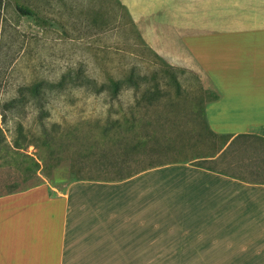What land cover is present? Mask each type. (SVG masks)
I'll return each instance as SVG.
<instances>
[{"label": "rangeland", "instance_id": "1", "mask_svg": "<svg viewBox=\"0 0 264 264\" xmlns=\"http://www.w3.org/2000/svg\"><path fill=\"white\" fill-rule=\"evenodd\" d=\"M22 1L45 24L0 0V126L20 147L18 155L0 149V196L41 184L61 190L75 178L119 180L154 164L201 163L264 181V145L247 139L228 147V137L207 131L203 109L218 91L185 54L191 39L179 36L200 23L133 22L119 0ZM130 69L137 89L124 82L116 96L96 93L94 84L124 80ZM116 119L122 127L110 125Z\"/></svg>", "mask_w": 264, "mask_h": 264}, {"label": "crops", "instance_id": "2", "mask_svg": "<svg viewBox=\"0 0 264 264\" xmlns=\"http://www.w3.org/2000/svg\"><path fill=\"white\" fill-rule=\"evenodd\" d=\"M133 22L200 23L185 54L217 135L264 138V0H119ZM183 164V163H182ZM264 264V183L191 165L0 196V264Z\"/></svg>", "mask_w": 264, "mask_h": 264}, {"label": "trees", "instance_id": "3", "mask_svg": "<svg viewBox=\"0 0 264 264\" xmlns=\"http://www.w3.org/2000/svg\"><path fill=\"white\" fill-rule=\"evenodd\" d=\"M13 1V3H14V7H15V10L17 11V13L19 14V15H21V16H24V17H31V18H33V20H35V22H36V24H38L39 26H42V25H44L45 24V20L44 19H42L39 15H38V13L37 12H35L32 8H30L28 5H26L25 3H23V1L22 0H12ZM120 4V3H119ZM120 6L124 9V10H126L121 4H120ZM154 56H156L157 58H159L158 57V55L156 54V53H154ZM136 75V73H135V70L134 69H130L129 70V72H128V75H127V77L123 80H118V79H111L110 80V82H109V84L108 85H106V84H101V85H97V84H94V87H95V89H96V93H102L103 91H105V90H108L109 92H110V94L112 95V96H116L119 92H120V90H121V88H122V86H123V84H124V82H126L128 85H130V86H133L134 88H138V83H137V75ZM154 75H155V73H153L152 74V77H154ZM58 85H61V82H59L58 83ZM31 92H32V94L33 95H35L36 93H38L39 91H38V86H34V87H32V89H31ZM152 94V93H151ZM15 101H11V103H14ZM10 103V102H9ZM8 103V104H9ZM204 117V116H203ZM137 117L135 118V117H133L132 118V122H133V124H135L136 122H137ZM204 122H205V125H206V128H207V131H208V133L211 135V136H214V137H228V140L230 139V136H226V135H217V134H215V133H213L209 128H208V126H207V124H206V121H205V118H204ZM123 122H122V120H119V119H116V120H114V121H112L111 123H110V125H115V126H117V127H122L123 126ZM131 128L132 127H130V129H128V130H131ZM108 129H110V128H108V127H106L105 128V131H104V133L105 134H107L108 133ZM122 131H123V133L125 132V129L123 128L122 129ZM247 139H255V140H257L258 142H260L261 143V145H264V138H261V137H258V136H255V135H245V134H243V135H237V136H235L231 141H230V143L228 144V147L229 146H231V145H233L234 143H236L237 141H239V140H247ZM227 140V141H228ZM226 141V142H227ZM226 142H224V144L226 143ZM48 143H51V142H48ZM139 144V143H138ZM138 144H136V145H133V146H131L132 147V149H130L131 151H136L137 150V148H138ZM49 147H51V146H49ZM2 148H5V150L6 151H11L12 153H14L15 155H18L19 153H18V151H16V150H19L20 149V147H19V144L18 143H14V144H12L11 146L5 141V139H4V134H3V129L1 128V126H0V149H2ZM11 149V150H10ZM220 151V149L218 148V150H217V153ZM212 158V156H199V157H196L195 159H198L197 160V162H203V161H206V160H209V159H211ZM39 160H42L43 161V159L42 158H40ZM31 164H32V166L33 167H36V168H38L39 167V164H38V162L37 161H34L33 159H31ZM194 165H196V166H199V167H204V168H207V169H210V170H214V169H211V168H208V167H205L204 165H202L201 163H197V164H194ZM262 165H264V162H263V164H261V166L260 167H262ZM156 166H162V165H150L148 168H141L140 170H137L136 172H129L128 174H127V176L126 177H123V178H120L119 180H121V179H124V178H127V177H130V176H132V175H134V174H136V173H138V172H141V171H144V170H146V169H149V168H153V167H156ZM260 167H258V168H260ZM32 168H29L28 170L30 171ZM256 174H259V171L258 172H256ZM241 178H243V179H246V178H244V177H241ZM80 179H85V178H75V180H80ZM88 179H91V178H88ZM105 180V179H104ZM252 182H262V183H264V181H258V180H251Z\"/></svg>", "mask_w": 264, "mask_h": 264}]
</instances>
